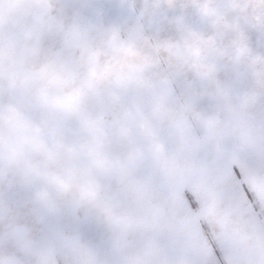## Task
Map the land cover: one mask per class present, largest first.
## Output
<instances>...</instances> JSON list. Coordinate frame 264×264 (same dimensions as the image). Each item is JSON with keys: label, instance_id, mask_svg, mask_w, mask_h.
Here are the masks:
<instances>
[{"label": "rangeland", "instance_id": "obj_1", "mask_svg": "<svg viewBox=\"0 0 264 264\" xmlns=\"http://www.w3.org/2000/svg\"><path fill=\"white\" fill-rule=\"evenodd\" d=\"M0 264H264V0H0Z\"/></svg>", "mask_w": 264, "mask_h": 264}]
</instances>
